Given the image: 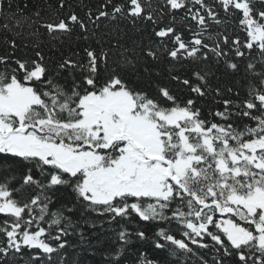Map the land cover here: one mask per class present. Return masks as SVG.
<instances>
[{
	"label": "snow or ice",
	"instance_id": "6c2138e0",
	"mask_svg": "<svg viewBox=\"0 0 264 264\" xmlns=\"http://www.w3.org/2000/svg\"><path fill=\"white\" fill-rule=\"evenodd\" d=\"M96 255L264 264V0H0V264Z\"/></svg>",
	"mask_w": 264,
	"mask_h": 264
},
{
	"label": "trees",
	"instance_id": "16d2710c",
	"mask_svg": "<svg viewBox=\"0 0 264 264\" xmlns=\"http://www.w3.org/2000/svg\"><path fill=\"white\" fill-rule=\"evenodd\" d=\"M87 231L90 232L91 230H87ZM87 259L90 262V264H101L103 258L100 255H96V256H87Z\"/></svg>",
	"mask_w": 264,
	"mask_h": 264
}]
</instances>
